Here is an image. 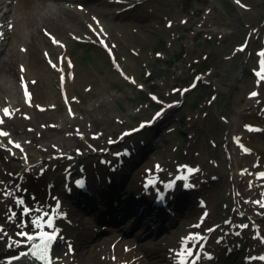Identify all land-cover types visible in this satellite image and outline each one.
<instances>
[{"label": "rangeland", "instance_id": "rangeland-1", "mask_svg": "<svg viewBox=\"0 0 264 264\" xmlns=\"http://www.w3.org/2000/svg\"><path fill=\"white\" fill-rule=\"evenodd\" d=\"M41 1L32 0V9L23 12V1L11 0L4 12V20L8 19L12 27L0 42V61L11 62L19 77H10L0 69V76L5 78L0 81V102L8 100L18 107L24 102L22 87L27 77L22 73V53L31 36L37 34L45 41L49 39L43 31L56 36L64 47L53 59L54 76L48 77L50 70L43 69L35 77L45 84L41 103L50 109L43 113L42 123L49 122L53 129L35 141L32 136L41 131L37 124L24 127L15 136L0 135V177L6 183L1 193H15L21 185L16 197L33 193L36 199H50L52 206H60L61 217L71 209V200L65 193L72 187L75 172L95 164L91 161L95 158L94 147L104 148L110 138L117 141L122 131L139 127L140 122L148 121L164 107L154 103L149 94L164 105L183 102L155 128H145L121 141L117 149L130 148L123 159L125 165L101 190L103 195L95 198L109 203L112 211L132 209L138 200L131 188L138 189L144 174H157L162 186L180 173L181 167L190 179L186 178L190 187L184 189L183 183H176L177 199L167 201L165 210L143 213L130 228L134 211L120 213L90 241L87 252L72 253L73 264H126L127 258L132 261L131 255L150 264H171L174 241L186 232L199 233V237L209 233L208 254L201 264H249L248 257L259 254L258 247L263 246L264 239V209L245 207L250 183L264 191V182L258 179V173L264 170V133L241 145L235 134L237 127L251 119L247 115L249 108L257 106L261 111L260 120L250 122L264 124V78L250 75L251 71L262 70L264 0H140L137 4L107 0L109 5H103V0H83L78 4L98 14L89 27L85 24L82 31L75 32L78 37L82 35L80 39L70 37L68 33L73 28L59 21L65 12H77L78 4L56 0V12L52 14L41 7ZM100 8L107 13L99 14ZM23 14L28 21L16 18ZM45 19L51 20L45 23ZM41 27L46 29L40 31ZM99 37L114 51L126 79L112 68ZM244 68L247 71L242 73ZM206 70L209 75L181 96L180 89L191 86L194 78ZM25 112L32 111L28 107ZM9 141L25 148L31 156L28 162L23 152L7 146ZM248 144L258 149H251L250 155L240 152V146ZM42 149L49 152L41 155ZM190 163L198 168L195 176L191 175ZM27 165L28 179L18 177ZM238 166L246 176L241 182L236 177ZM247 167L252 168L248 177ZM42 171L52 175L49 190L45 188L47 176L39 175ZM37 177L42 178L38 183L40 193L30 189ZM118 188L120 193H116ZM112 200L114 204H110ZM124 200L126 204L118 205ZM140 200L148 203L143 209L151 211L152 198ZM88 209H80L76 222L82 233L93 226L96 216L94 210ZM201 216L204 218L199 220ZM22 218L16 212L11 215L15 226ZM228 221L230 224L225 223ZM212 225L216 228L210 229ZM106 243L114 246H105ZM117 246L126 247L128 255ZM68 248L69 244H57L54 264H67ZM22 264L32 261L25 259Z\"/></svg>", "mask_w": 264, "mask_h": 264}, {"label": "bare ground", "instance_id": "bare-ground-1", "mask_svg": "<svg viewBox=\"0 0 264 264\" xmlns=\"http://www.w3.org/2000/svg\"><path fill=\"white\" fill-rule=\"evenodd\" d=\"M1 1V0H0ZM22 11H29L32 9L33 6V2L32 0H22ZM83 0H73V2H75L76 4L81 3ZM135 0H129V2H133ZM110 2L107 0H103V5H109ZM79 5V4H78ZM7 8L4 7L3 11H5ZM94 10L93 8H89L87 6H85L84 4H81V7L79 8V10L77 12H65L62 16L59 17V21L62 22V24L67 25L70 28H73V31H71L70 33H68V35L70 37L75 36L76 34L79 33H75V32H79L82 31L84 28V25L88 24L91 25V20H94L95 17H97L98 12L95 11V13H91V11ZM98 11L99 14H103L105 15L107 13L106 10L100 8ZM26 13V12H25ZM54 14V13H52ZM6 19V17H4ZM3 18V19H4ZM18 19H24L25 21H28L27 16H25V14L20 15L18 17H16ZM0 24L2 25V19H0ZM49 20L51 19H45L43 22L47 23ZM6 21V20H4ZM8 21V19H7ZM6 21V22H7ZM19 28V27H17ZM41 29H46L45 27H41ZM3 33L6 32V29L3 27ZM40 30V29H39ZM7 33H5L3 36L4 38L6 37ZM54 35V34H53ZM1 38V37H0ZM56 40H58L55 37ZM59 41V40H58ZM45 45V46H42ZM46 46H50L52 51H50ZM61 46L63 47V45L60 43H53L50 40H44L42 37H39L37 34L34 36H31V38L29 39L28 42H26L25 47L23 49V53H22V60L24 61V63L22 64V73L24 77L26 78V82H25V90L27 92V96L30 99V104L31 106L30 111L32 112H28L26 113L25 111H27V107H23L21 108V105L18 107L15 104L11 103L8 100H3L0 102V106H2L3 108H8L9 111V115L7 117H1V121H3V123H0V131L2 130V132H7L10 135H17L18 133H20L21 131L24 130V127L29 126L31 127V125L33 124H37L41 127V131H37L35 132V135L32 136L34 141L37 138H40L42 136H46L45 133L50 132L53 127L49 122L46 123H42V115L45 112L50 111L49 107H46V104H42L41 102L43 101V99L45 98L44 94V89H45V84L43 83V81H39L37 80L36 74H40L41 71L50 70V75L48 77L52 78V75L54 76L55 73V67L53 64V59L56 58L59 53H61V51L59 50L61 48ZM11 62H4V60L0 61V69H4L5 73L7 75H9L10 77H19L16 76L17 73L12 69V64L10 66ZM46 67V69H45ZM49 67V68H48ZM54 69V70H53ZM42 75V74H41ZM4 77L0 76V81L3 80L4 81ZM48 80H47V84H48ZM29 87H28V85ZM1 89V87H0ZM5 91V90H4ZM3 91V92H4ZM250 102V101H248ZM252 107L249 108L250 111L247 113L248 116H251V119L248 118L249 122L245 123L246 125H249L252 128L256 129V132H260L261 129L264 130V124H256L255 122H250L252 120H254L255 118H259L257 115L260 113V110L258 108ZM253 109H258L257 111H253ZM25 110V111H24ZM4 111V109H3ZM19 112V115H17V117L15 118L14 121H9L10 117H13L16 113ZM241 116L245 117L246 114H242L241 112ZM33 118H35V122H33ZM260 120V119H259ZM28 127V128H29ZM249 127V128H250ZM251 129V128H250ZM250 136V134L252 133V130L248 131L245 127L244 124L243 126L237 127L236 129V135H238L239 133L242 134L243 136L246 134ZM260 135H255V138H259ZM239 140H244L243 137H239ZM247 139L249 140V137H247ZM10 146L15 147V145H13L12 143H10ZM251 149H258L257 147H255L253 144L249 146ZM16 148V147H15ZM25 149V148H24ZM240 150V149H239ZM25 152V158L26 161L29 160V158L31 157L27 151ZM49 150L47 149H42L40 154H45L48 153ZM1 166V164H0ZM28 166H25V168H22V171L19 172V176L18 177H24V179H28V173H27V168ZM101 168V167H100ZM241 167L238 166V169L236 170L237 176L238 177V181L241 182L243 179H245V177L243 176V172L240 169ZM253 168V166H252ZM252 168H248L247 167V177L250 176V172H252ZM257 168H258V164H257ZM13 170V168H9V171ZM98 170V169H96ZM101 173L104 175V170L101 168ZM87 171L89 173H91L92 171L88 170ZM39 175H46L47 176V180H46V184L45 186L51 185L52 184V175L49 176V174L45 171L40 172ZM236 175V174H235ZM35 179H38L37 183H35L33 180L31 182L32 185H30V189L33 192H37L40 193V189L38 188V183L40 182V180L42 178L37 177ZM260 181L264 182V179H261ZM17 182V180L15 181ZM6 183L3 181V179L0 177V190L2 189V187L6 186ZM252 188H250V193L247 194L248 195V199L245 201V207L248 209H250L251 207H255L256 205L261 204V199H262V195L264 194V192L260 191L258 189V187H256L254 184H252ZM119 189V188H118ZM117 189V190H118ZM22 190V186L20 185L19 188H17V190L14 192H11V199H9L8 195H4V196H0V249H1V257H11L13 258V262L11 264H22V261L27 259V249L28 246L30 244V242L27 239V236H21L19 233L21 231H28V233L30 232L28 229V225L30 223L27 224H23L22 227L20 229H18L17 226H15L14 223H11L13 221H11L10 219V213L8 214V212H13V211H19L22 210L23 207H27L29 206L31 209H35V208H41L44 209L45 208V204H46V200L47 199H39V198H34V194L33 193H27L25 195H18V196H22V199L24 200V205L23 207H21L19 210L16 209V207H20L21 205H17L14 201L19 200L15 198V195L17 193H19ZM131 191L134 192V196L137 197L138 199V195L139 198H141L140 196H143L142 194H140V188H136L135 186H132ZM147 191V190H145ZM116 192V191H115ZM121 189H119L116 193H120ZM1 193V192H0ZM115 193V194H116ZM109 196V195H108ZM171 197H174V199L178 198V193L177 190H169V192H167V195L165 196L167 199H169ZM257 201H259V203H257ZM126 201L124 200L123 202L118 201V205L122 206V203H125ZM130 202V201H129ZM139 202V201H138ZM126 204V203H125ZM140 204V202L138 203ZM83 205H79V207L81 208ZM47 210V209H45ZM52 211H54V209H52ZM79 211L80 209H75L73 210V212L67 213L66 217H64V219L62 220H56V223L59 227V234L57 235V238L55 241H70L71 245H74V251H76L77 253H84L88 251V248L90 247V241L94 240L97 238V234L94 233L93 228H91V231L89 232V235L87 236L89 239L87 240V238H82L81 232H79L76 229V223L73 224V222L68 219L71 218L74 220V222H78L80 219V215H79ZM32 216L37 215L36 212H31L30 213ZM32 229H37L35 227H33ZM31 229V230H32ZM39 231V230H38ZM42 231V230H41ZM40 231V234H41ZM43 232H49L48 229H43ZM84 234V233H83ZM85 235V234H84ZM189 234L188 233H184L182 236L178 237L177 239H175L174 243H175V251L177 256H181L180 252L183 251V248H181V246H185V247H189L190 246V239L186 242V243H182V241H184L185 237H188ZM107 246L112 247L111 244H107ZM264 246V245H263ZM262 247V246H261ZM259 250L261 249L260 247H258ZM69 250V249H67ZM120 250V248H119ZM264 250V249H263ZM121 251L124 253L128 252L124 249H121ZM72 254H69L67 256V264H73L75 261L73 259V257H71ZM133 258V257H132ZM28 260V259H27ZM134 262L135 264H150V261H140L138 258H136L134 256ZM264 262V261H263ZM36 264V263H33ZM173 264H178L177 262H174ZM264 264V263H263Z\"/></svg>", "mask_w": 264, "mask_h": 264}, {"label": "snow or ice", "instance_id": "snow-or-ice-1", "mask_svg": "<svg viewBox=\"0 0 264 264\" xmlns=\"http://www.w3.org/2000/svg\"><path fill=\"white\" fill-rule=\"evenodd\" d=\"M237 2H239V0H237ZM3 26L0 25V37H2L4 35L3 33ZM53 43H59L58 40H56L55 38H53ZM261 56H264V52L260 53ZM261 68L264 69V60L261 61ZM258 75L261 76V78H264V71H262L261 73H258ZM61 79H63V77H61ZM27 94V93H26ZM253 95H256V93H253ZM9 109L6 107L4 108V113L5 115L9 114ZM159 115V113L157 114ZM0 123H3V121H0ZM0 135L2 136H8L7 132H2L0 133ZM9 143H13L12 141H9ZM16 148H21L20 144H15ZM260 177L262 179H264V172L260 173ZM169 187H171V185H169ZM3 193H0V196H3ZM9 199H11V193L7 194ZM17 205H24V200L20 199V200H16L14 201ZM257 203H259V201H257ZM59 205L56 206V210L51 212V215H49L48 211H45L41 208H35V209H31L30 207H23L22 208V212L25 215H30L31 212H36L37 215V219L36 220H31L30 224L27 226L29 231L35 227L37 229H44V228H48L53 230V232L51 233H45L43 231H41V235L39 237L41 243L37 245L38 249H42L43 251H34L32 253V255L34 257H36L37 259L44 261L45 264H49V260H48V256L46 255L47 250H48V246L51 245L53 243V241L56 240L57 235L59 234V227L56 223V220L59 218L58 217V211H59ZM42 213V214H41ZM48 218L47 220H45V218ZM244 227H247V225H244ZM21 236H27V239L29 242L34 241L37 239V237L29 235L28 231H21L19 233ZM195 237H199V233H192L189 234L188 237L184 238V241H182V243H186L189 239L193 240V243H195ZM202 239V238H201ZM192 249L190 247H185L183 249V258L180 261V264H187V259L188 257L192 256ZM199 258V257H198ZM261 259H264V257H261ZM192 264H196L195 261L192 262Z\"/></svg>", "mask_w": 264, "mask_h": 264}]
</instances>
